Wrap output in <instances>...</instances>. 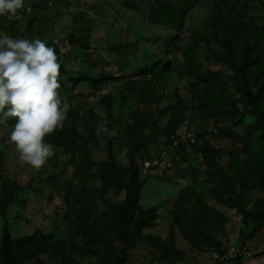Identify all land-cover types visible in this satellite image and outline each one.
<instances>
[{"label": "rangeland", "instance_id": "obj_1", "mask_svg": "<svg viewBox=\"0 0 264 264\" xmlns=\"http://www.w3.org/2000/svg\"><path fill=\"white\" fill-rule=\"evenodd\" d=\"M25 7L0 22L54 48L69 108L39 170L9 141L17 118L0 124V241L4 228L23 241V264H264V0ZM231 248L245 255L226 260Z\"/></svg>", "mask_w": 264, "mask_h": 264}, {"label": "clouds", "instance_id": "obj_2", "mask_svg": "<svg viewBox=\"0 0 264 264\" xmlns=\"http://www.w3.org/2000/svg\"><path fill=\"white\" fill-rule=\"evenodd\" d=\"M25 0H0V17L19 20ZM61 64L51 45L39 38H14L0 31V124L17 118L9 141L19 159L39 170L54 156L45 137L63 127L69 105L59 89Z\"/></svg>", "mask_w": 264, "mask_h": 264}, {"label": "trees", "instance_id": "obj_3", "mask_svg": "<svg viewBox=\"0 0 264 264\" xmlns=\"http://www.w3.org/2000/svg\"><path fill=\"white\" fill-rule=\"evenodd\" d=\"M181 25V24H180ZM71 39L75 40L76 42H80L78 39H75V37L71 36ZM247 61H245L242 66L240 67L241 72L243 73V69L244 67L247 65ZM165 66V67H164ZM161 65V72L165 73L167 71V65ZM157 69V67H155ZM60 72H64L62 70V68L60 67ZM152 69L148 68L144 71L139 72L140 75H147V74H151ZM155 72V71H153ZM245 74V73H244ZM82 80V78H70L69 81L72 83V85H76L77 83H79ZM107 80V77H101L98 80L95 79H90L91 82H93V84L96 85H100L102 83H104V81ZM60 82V81H59ZM250 80L248 79V77L246 78V75L243 76V85H244V89L246 92V96L248 97V99L250 100V102L253 104V108L255 109V117H256V125L258 129H262V125H263V117L262 115L258 112L257 110V101L258 98L256 97V94H253L250 91ZM78 143V147L80 149H82L84 152L87 153V146L80 141V139H78V141H76ZM107 147H108V153H109V157L110 159L113 158V152H112V145L110 141H107ZM85 163L88 164L87 169L91 167H101L103 166V164H101V162L98 161H93L89 158V155L86 156V160L84 161ZM104 178V177H103ZM105 179V178H104ZM106 181V179L104 180ZM110 184V183H107ZM121 185V183H119ZM139 181L137 178V173L132 172L131 176H130V181L125 184L123 186V188L126 190V193L128 195L129 198L132 197V194H134L135 189L139 186ZM146 221V219H145ZM145 221H136L134 223V229L139 231L140 228L142 226L145 225ZM81 225L84 226L86 229H89L91 226L86 223L84 220L81 221ZM23 241H17L14 242L8 232V230L6 228L3 229L2 232V236H1V241H0V264H23V259L21 258L20 254H19V250L20 248L23 246L22 245Z\"/></svg>", "mask_w": 264, "mask_h": 264}, {"label": "built area", "instance_id": "obj_4", "mask_svg": "<svg viewBox=\"0 0 264 264\" xmlns=\"http://www.w3.org/2000/svg\"><path fill=\"white\" fill-rule=\"evenodd\" d=\"M65 48H69V45H65L64 46ZM62 79V75H61V72H60V76H59V81H61ZM192 135L191 134H187L186 135V138H191ZM245 255V252L244 251H236L234 248H231L229 250H227V253H226V260L228 259H231V260H234L236 258H238L239 256H244Z\"/></svg>", "mask_w": 264, "mask_h": 264}, {"label": "crops", "instance_id": "obj_5", "mask_svg": "<svg viewBox=\"0 0 264 264\" xmlns=\"http://www.w3.org/2000/svg\"><path fill=\"white\" fill-rule=\"evenodd\" d=\"M0 31H4V32H6L7 34H9V35H11L12 37H14V38H26V39H34V38H38V37H33V36H31V37H28V34H26V35H24V36H19V35H16V33L15 34H12V32H10V31H6V29L4 28V26H3V24L0 22ZM46 39V38H45Z\"/></svg>", "mask_w": 264, "mask_h": 264}]
</instances>
